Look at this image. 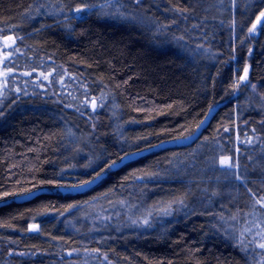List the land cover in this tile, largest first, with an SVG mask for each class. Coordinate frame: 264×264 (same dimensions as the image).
I'll use <instances>...</instances> for the list:
<instances>
[{"label": "trees", "instance_id": "1", "mask_svg": "<svg viewBox=\"0 0 264 264\" xmlns=\"http://www.w3.org/2000/svg\"><path fill=\"white\" fill-rule=\"evenodd\" d=\"M38 1L0 0V43L17 39L0 264H258L264 29H249L264 0L127 1L154 30L90 11L28 21Z\"/></svg>", "mask_w": 264, "mask_h": 264}, {"label": "rangeland", "instance_id": "2", "mask_svg": "<svg viewBox=\"0 0 264 264\" xmlns=\"http://www.w3.org/2000/svg\"><path fill=\"white\" fill-rule=\"evenodd\" d=\"M126 1V2H125ZM129 0H103V2L99 1L97 4L81 7L83 11H90L94 12L101 18L110 21L116 22H131L136 25H141L151 30H154V25L146 18H144L139 12L131 10L126 4ZM133 4H139L136 0H131ZM141 1V0H140ZM66 2L63 0H39L32 8L30 13L25 17L28 21L37 22L39 20H44L45 18L51 19H69L73 15L78 17L81 15L82 11L77 12L75 9L76 7H72L71 9H66L67 7ZM11 37L15 40V44L17 43L16 37L11 35ZM1 41V40H0ZM8 43H12L11 40ZM4 40H2V44L0 43V61L4 60L3 52L5 51L3 48ZM9 50V49H8ZM10 73L5 68V63H0V90H3L4 85L8 82ZM251 88L256 91L260 96L264 98V86L259 85L257 83H251ZM97 108V106H96ZM70 136H73L70 133ZM229 158V157H223ZM221 160V159H220ZM260 225L257 226L254 224L255 233L260 236V239L257 240L258 248L257 252L259 256V263L264 264V248L260 247V244L264 243V218H258ZM261 227V228H259ZM33 229L37 228V225L32 226ZM263 232V233H262ZM257 244V243H256Z\"/></svg>", "mask_w": 264, "mask_h": 264}, {"label": "snow or ice", "instance_id": "3", "mask_svg": "<svg viewBox=\"0 0 264 264\" xmlns=\"http://www.w3.org/2000/svg\"><path fill=\"white\" fill-rule=\"evenodd\" d=\"M136 2L139 3L140 0H136ZM75 11L80 12V11H83V9L82 8H77V9H75ZM262 17H264V10H262L260 12L259 16L256 18L257 23H254L252 25V28L249 29L250 33H253V32L256 31L257 24L260 25L261 29H264V20L261 19ZM9 40H11L12 43H8ZM14 44H15V40L11 36H5L4 37L3 48L5 50L13 48ZM15 50L18 51V49H15ZM11 55H12L11 52L4 51L3 52L4 60L0 61V63H5L6 61H9V58L11 57ZM220 164L223 167H229V168L234 167L233 163L231 162V158H221ZM114 166H115V162L112 165H109L110 168L114 167ZM102 175H103L102 172H98L96 174V176L93 177L92 180L85 181V182H83V184L77 185L75 187L83 188L85 185L92 184L95 181L99 180L102 177ZM239 178L240 177H237V179H239ZM5 195H8V194L6 193ZM13 195H16V196H19V197H23V198H29V197H32L34 195V192L32 190H27L25 192L14 193ZM261 199L264 200V198H261ZM257 203H261V201H257ZM261 206L264 207V204H262ZM74 207H76V206L75 205H69V208H74ZM145 223H147V221H145ZM260 247L264 248V243L260 244Z\"/></svg>", "mask_w": 264, "mask_h": 264}, {"label": "water", "instance_id": "4", "mask_svg": "<svg viewBox=\"0 0 264 264\" xmlns=\"http://www.w3.org/2000/svg\"><path fill=\"white\" fill-rule=\"evenodd\" d=\"M92 109H93V111H96V106H97V102H96V100L94 99L93 101H92Z\"/></svg>", "mask_w": 264, "mask_h": 264}]
</instances>
